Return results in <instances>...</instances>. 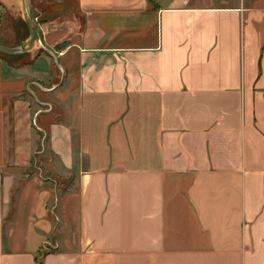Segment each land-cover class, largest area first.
I'll list each match as a JSON object with an SVG mask.
<instances>
[{
    "label": "crops",
    "instance_id": "crops-1",
    "mask_svg": "<svg viewBox=\"0 0 264 264\" xmlns=\"http://www.w3.org/2000/svg\"><path fill=\"white\" fill-rule=\"evenodd\" d=\"M33 2L0 0V264H264V0H74L64 48L35 16L62 71Z\"/></svg>",
    "mask_w": 264,
    "mask_h": 264
},
{
    "label": "rangeland",
    "instance_id": "rangeland-1",
    "mask_svg": "<svg viewBox=\"0 0 264 264\" xmlns=\"http://www.w3.org/2000/svg\"><path fill=\"white\" fill-rule=\"evenodd\" d=\"M32 7L34 9V10H32L34 22H36V19H37L36 17L38 16V19H37L38 22H41L43 19H45V20L52 19L56 24L61 25L62 27H65V29H64L65 33L64 34L68 33V35L66 34L62 38H60V35H58V37H59L58 41H57L58 43L54 46L55 48H64L68 45L69 41H72V40L74 41L75 38L71 37L72 36L71 27L73 29L75 28V31L77 32L80 29V24H81V19H82L81 16L78 14V12L75 9L74 0H68L65 3L58 5V6L55 4H46L43 1L34 0ZM48 26L49 25H47L45 27H48ZM78 26H79V29H78ZM45 27L42 26L41 28L45 29ZM59 32L62 33V31H59ZM37 37L41 40L42 45L45 46L44 38L42 37L41 31L39 28L37 29V36L35 37V39ZM0 41H2L4 43H10L11 42V21L7 20L4 17L2 9H0ZM63 58L64 57H62V59ZM58 62H59V60H58ZM59 64H60V62H59ZM55 71L57 72V76L59 75V78H60V76H62V72H60L57 68H55ZM56 78L58 79V77H56ZM31 102L35 106L34 101L31 100ZM35 137L33 138L34 147H35V150H39L40 133H36ZM43 147H44V144H43ZM47 157H48V155L45 154L44 157L39 156V157H37V160H36L38 168H40V173H41L42 177L50 174L49 166H45L43 164H42L43 167H41L42 165L39 166V163L41 161H45V159ZM29 171L32 174L37 173V171L32 170L31 167H30ZM65 187H66V184H64L63 188H65ZM73 188L74 187H72L70 190L71 194H74ZM13 191H15V190H13ZM70 202H72V199H70Z\"/></svg>",
    "mask_w": 264,
    "mask_h": 264
},
{
    "label": "water",
    "instance_id": "water-1",
    "mask_svg": "<svg viewBox=\"0 0 264 264\" xmlns=\"http://www.w3.org/2000/svg\"><path fill=\"white\" fill-rule=\"evenodd\" d=\"M25 15H26V19L28 21V24L31 28V31L33 33V35H36L37 36V28H36V24L35 22L33 21V18L29 12V9L27 7V4H25ZM36 41H37V44L39 45L40 48H42L47 54L50 55L54 65L60 70L62 71L61 69V66L59 65L58 61H57V58H56V55L51 51L49 50L48 48H46L45 46L42 45L41 43V40L39 38H36ZM24 48L21 47V45H13V46H7V45H4L2 43H0V52L2 53H5V54H14V53H19V52H22ZM33 99L39 103V101L36 99V97L34 95H32ZM49 107V106H47ZM39 130V129H38ZM41 131V130H40ZM42 132V131H41ZM40 146H41V150L43 148V143H42V138L40 140Z\"/></svg>",
    "mask_w": 264,
    "mask_h": 264
},
{
    "label": "trees",
    "instance_id": "trees-1",
    "mask_svg": "<svg viewBox=\"0 0 264 264\" xmlns=\"http://www.w3.org/2000/svg\"><path fill=\"white\" fill-rule=\"evenodd\" d=\"M0 53H2V52H0ZM41 138H42V143L44 144L45 132H43V131L42 132L40 131V140H41ZM40 140H39V150H36L35 153H33L32 157H31V161H30V167L34 171L39 170L38 165L36 163V160H37V157L41 156L44 152V147L42 148V150L40 149L41 148ZM36 264H41L38 259L36 260Z\"/></svg>",
    "mask_w": 264,
    "mask_h": 264
}]
</instances>
